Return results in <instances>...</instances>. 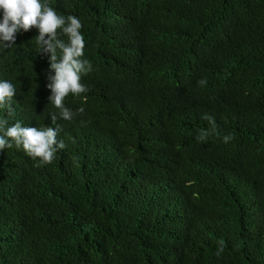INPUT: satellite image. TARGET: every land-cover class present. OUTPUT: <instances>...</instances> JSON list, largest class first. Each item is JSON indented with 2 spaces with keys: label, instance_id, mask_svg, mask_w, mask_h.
I'll list each match as a JSON object with an SVG mask.
<instances>
[{
  "label": "trees",
  "instance_id": "16d2710c",
  "mask_svg": "<svg viewBox=\"0 0 264 264\" xmlns=\"http://www.w3.org/2000/svg\"><path fill=\"white\" fill-rule=\"evenodd\" d=\"M41 2L82 23L88 90L60 118L38 29L0 45V119L65 144L0 151V264H264V0Z\"/></svg>",
  "mask_w": 264,
  "mask_h": 264
},
{
  "label": "clouds",
  "instance_id": "9594fccd",
  "mask_svg": "<svg viewBox=\"0 0 264 264\" xmlns=\"http://www.w3.org/2000/svg\"><path fill=\"white\" fill-rule=\"evenodd\" d=\"M0 45L8 48L15 44L16 36L21 31L27 32L32 28L38 29L36 42L40 51L50 54V69L55 71L54 76L48 79L53 83L47 85L52 95L49 97L54 107L59 110V117L72 120L75 113L68 109L64 100L70 93L80 95L88 89L81 83V74L85 72L87 60L81 59L84 55L85 41L81 33L82 23L75 16L64 17L57 15L56 11L41 2V0H0ZM62 29L67 35L66 43L58 35ZM57 49L61 56L58 59ZM205 83L204 81L200 82ZM16 94L15 86L9 81H0V108L9 105ZM82 113L83 108L78 110ZM52 123L57 120L56 114H50ZM208 118V117H205ZM210 119V118H209ZM6 119H0V151L13 144L23 147L26 153L39 158L41 164H50L58 150L64 149L63 141H58V128L24 127L20 122L7 126ZM228 137H225L227 141Z\"/></svg>",
  "mask_w": 264,
  "mask_h": 264
}]
</instances>
